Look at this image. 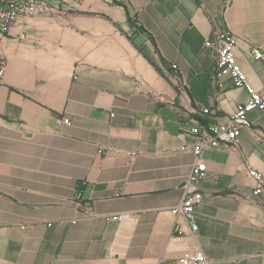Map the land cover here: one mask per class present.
I'll return each mask as SVG.
<instances>
[{
  "label": "crops",
  "instance_id": "1",
  "mask_svg": "<svg viewBox=\"0 0 264 264\" xmlns=\"http://www.w3.org/2000/svg\"><path fill=\"white\" fill-rule=\"evenodd\" d=\"M51 5L54 15L19 17L0 36V264H160L196 251L264 264V186L255 194L248 175L264 178V111L248 114L235 146L202 152L197 230L171 214L194 162L180 151L189 130L248 101L229 79L213 85L205 42L231 32L264 91L250 54L264 48V0Z\"/></svg>",
  "mask_w": 264,
  "mask_h": 264
},
{
  "label": "built area",
  "instance_id": "2",
  "mask_svg": "<svg viewBox=\"0 0 264 264\" xmlns=\"http://www.w3.org/2000/svg\"><path fill=\"white\" fill-rule=\"evenodd\" d=\"M5 5L0 9V36L9 31L12 24L19 17H46L57 12V8L51 3L61 4L68 0H3ZM234 0H223L225 8L232 5ZM237 38L229 31H221L211 40L205 42V47L212 48L215 53V68L212 75L214 86H221L224 79H229L234 88L243 89L248 95V101L236 107L235 112L227 117L223 122L209 126H194L189 130V134L194 138L191 145L180 147L182 153H189L194 157V162L190 167V173L184 182V198L179 206L171 210V214L182 218L191 231H196L195 212L202 201V194L199 190V183L206 177V163L202 160L201 154L207 149H228L237 144V138L241 130L248 125L247 116L254 110L264 111V91H256L247 80V77L237 62L235 48ZM252 58L264 64V48L252 47L250 49ZM176 69V66H172ZM5 65L0 58V83L4 75ZM202 114H207L208 110L200 109ZM63 123L69 125V120L64 119ZM134 157V153H127ZM249 177L255 182V194L263 191V176L250 169ZM80 195V192H79ZM78 195V196H79ZM83 216H88V212H83ZM74 220H60L58 225L65 223L75 224ZM47 226H51L48 224ZM160 264H235L232 261H214L208 259L201 251L185 252L174 262H162Z\"/></svg>",
  "mask_w": 264,
  "mask_h": 264
},
{
  "label": "trees",
  "instance_id": "3",
  "mask_svg": "<svg viewBox=\"0 0 264 264\" xmlns=\"http://www.w3.org/2000/svg\"><path fill=\"white\" fill-rule=\"evenodd\" d=\"M2 2H3V0H0V9H2V8L4 7V5H5V4L3 5ZM3 35H4V34H3Z\"/></svg>",
  "mask_w": 264,
  "mask_h": 264
},
{
  "label": "rangeland",
  "instance_id": "4",
  "mask_svg": "<svg viewBox=\"0 0 264 264\" xmlns=\"http://www.w3.org/2000/svg\"><path fill=\"white\" fill-rule=\"evenodd\" d=\"M2 3H3V5H4V4H5V1H3ZM7 33H8V32H6L5 34H7ZM5 34H4V35H5Z\"/></svg>",
  "mask_w": 264,
  "mask_h": 264
}]
</instances>
